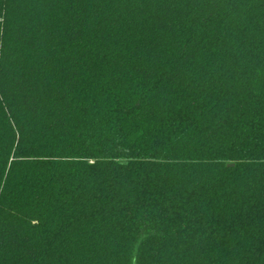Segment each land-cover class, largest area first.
I'll list each match as a JSON object with an SVG mask.
<instances>
[{"label":"trees","instance_id":"1","mask_svg":"<svg viewBox=\"0 0 264 264\" xmlns=\"http://www.w3.org/2000/svg\"><path fill=\"white\" fill-rule=\"evenodd\" d=\"M0 264H264V0H0Z\"/></svg>","mask_w":264,"mask_h":264},{"label":"water","instance_id":"2","mask_svg":"<svg viewBox=\"0 0 264 264\" xmlns=\"http://www.w3.org/2000/svg\"><path fill=\"white\" fill-rule=\"evenodd\" d=\"M234 165H235V164H229L228 166H229V167H233Z\"/></svg>","mask_w":264,"mask_h":264}]
</instances>
